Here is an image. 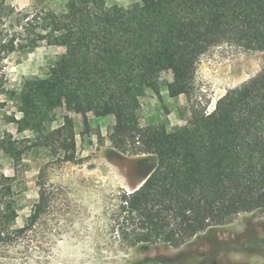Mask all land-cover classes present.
Here are the masks:
<instances>
[{
    "label": "trees",
    "instance_id": "obj_1",
    "mask_svg": "<svg viewBox=\"0 0 264 264\" xmlns=\"http://www.w3.org/2000/svg\"><path fill=\"white\" fill-rule=\"evenodd\" d=\"M67 8L62 15L23 14L0 0V92L9 55L40 42L66 50L47 78L24 84L20 110L40 133L43 107L81 114L85 131L88 113L113 115L114 148L157 158L155 170L121 197V213L137 228L131 244L184 242L241 213L264 210V69L227 91L211 113H193L186 127H143L138 118L147 90L162 98L163 72L173 75L166 85L171 98L188 94L196 60L208 48L231 41L264 51V0H140L128 9L69 0ZM76 137L65 116L43 144L61 161L76 163Z\"/></svg>",
    "mask_w": 264,
    "mask_h": 264
},
{
    "label": "rangeland",
    "instance_id": "obj_2",
    "mask_svg": "<svg viewBox=\"0 0 264 264\" xmlns=\"http://www.w3.org/2000/svg\"><path fill=\"white\" fill-rule=\"evenodd\" d=\"M16 12L65 14L69 0H4ZM131 8L140 0H105ZM40 42L3 62L0 92V264H264V210L234 216L176 244L132 245L136 224L121 213V197L139 187L157 166L153 155L123 154L113 147L115 117L83 116L63 105L43 107L38 124L24 121L19 96L27 81L44 79L65 53ZM264 69V51L226 41L208 48L195 63L189 93L168 94L172 72L161 74V99L141 98V126L186 127L195 112L211 113L227 91ZM70 117L77 134L76 163L63 162L43 138ZM5 142L13 145L4 148ZM41 192L43 196L41 197ZM43 199L42 208L36 210Z\"/></svg>",
    "mask_w": 264,
    "mask_h": 264
}]
</instances>
